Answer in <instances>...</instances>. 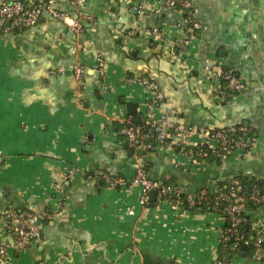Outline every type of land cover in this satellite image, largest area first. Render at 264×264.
<instances>
[{"label": "crops", "instance_id": "crops-1", "mask_svg": "<svg viewBox=\"0 0 264 264\" xmlns=\"http://www.w3.org/2000/svg\"><path fill=\"white\" fill-rule=\"evenodd\" d=\"M74 1L53 4L75 18ZM82 1L91 20L80 33L47 13L30 27L0 25V239L13 240L11 210L38 214L41 230L0 264H214L225 255L231 264H264L254 251L223 253L219 211L156 195L142 205L140 186L99 179L103 171L128 181L143 167L185 194L240 175L264 188V0H191L199 30L165 0ZM75 63L85 67L80 82ZM207 65L232 68L244 89L221 100ZM141 76L159 84V104L148 105L150 91L133 81ZM148 114L183 131L154 150L129 147L122 123ZM237 124L253 129L248 151L197 162L183 151L203 131ZM246 212L264 249V204Z\"/></svg>", "mask_w": 264, "mask_h": 264}, {"label": "built area", "instance_id": "built-area-1", "mask_svg": "<svg viewBox=\"0 0 264 264\" xmlns=\"http://www.w3.org/2000/svg\"><path fill=\"white\" fill-rule=\"evenodd\" d=\"M74 4L77 8L75 18L65 11L56 9L53 0H36L31 4L20 0H0V25L8 24L5 29L30 27L37 24L43 13H47L67 25L72 32L80 33L83 30V21L91 20V17L79 10L83 5L82 0L74 1ZM165 6L185 12L184 25L187 29L202 28L201 23L194 17L191 0H165ZM152 33H158L157 29L147 31V34ZM187 40L186 38L182 43L177 44L181 51L185 50ZM98 69L103 73V62L100 59H98ZM58 71L63 72L64 69L60 68ZM204 71L217 85L216 92L221 100H227L244 89L242 79L232 68L207 65ZM72 73L74 78L80 82L85 74V67L81 63H75L72 66ZM133 81L150 91L149 106L157 105L163 100V93L154 79L141 76ZM182 131L179 125L166 120L165 115L157 119L148 114L139 124L130 120L124 121L120 128V135L129 147H139L149 151L171 141ZM253 143V129L245 124H237L205 130L203 139L199 143L189 145L183 148V151L191 161L195 162L209 158L220 160L227 152L248 151ZM99 179L109 187L124 186L127 182L140 186L139 201L142 205L149 204L150 192L155 190L159 200L168 199L189 209L202 208L219 211L223 214V224L219 230V243L222 251L236 248L241 243L251 244L254 251L253 258L258 262L264 260L262 230L252 226L253 219L246 212L248 207L264 204V191L255 183L248 187L243 179L234 176L230 177L226 183H216L210 193L193 195L185 194L176 186L151 178L143 167L137 168L128 181L124 177L103 171L99 172ZM7 217L8 227L14 236L12 241L0 239V259H5L10 248L22 249L41 235L38 214L29 210H11L7 213ZM243 227H249L252 233L251 240L242 231ZM214 264H231V262L223 258L217 259Z\"/></svg>", "mask_w": 264, "mask_h": 264}, {"label": "trees", "instance_id": "trees-1", "mask_svg": "<svg viewBox=\"0 0 264 264\" xmlns=\"http://www.w3.org/2000/svg\"><path fill=\"white\" fill-rule=\"evenodd\" d=\"M206 160H207V159H206ZM238 177L241 178V179H243V180H244V183H245L248 187H249L251 184L255 183V184H257V185L260 187V189H261L262 191H264V188H263V187H262L257 181H254V180H248L247 178H244V177H242L241 175L238 176ZM227 181H228V179L225 180V181H223V182H219V183H226ZM181 206H182V207H185L184 205H181ZM242 231H243L244 233H246V235H247V237L249 238V240H251L252 233H251L249 227H243ZM236 248L238 249V251L244 252L245 254H247V253H251V252L253 251V247H252L251 244H243V243H241V244H239L238 247H236ZM232 249H235V248H232ZM228 252H229V250H228V251H225V252H223V253H227V254H228ZM232 252H233V251H230L229 254L232 253ZM229 254H228V255H229ZM230 255H231V254H230ZM225 258L227 259V258H229V256H226V255H225Z\"/></svg>", "mask_w": 264, "mask_h": 264}, {"label": "water", "instance_id": "water-1", "mask_svg": "<svg viewBox=\"0 0 264 264\" xmlns=\"http://www.w3.org/2000/svg\"><path fill=\"white\" fill-rule=\"evenodd\" d=\"M155 195H156L155 190H152V191L150 192V196L152 197V200L154 199Z\"/></svg>", "mask_w": 264, "mask_h": 264}]
</instances>
